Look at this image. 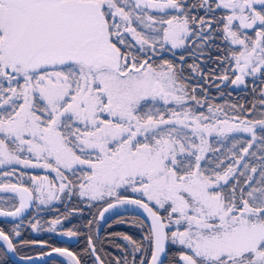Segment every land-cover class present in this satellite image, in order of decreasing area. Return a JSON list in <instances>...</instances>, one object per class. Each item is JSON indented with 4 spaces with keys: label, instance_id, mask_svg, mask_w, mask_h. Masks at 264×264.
Returning a JSON list of instances; mask_svg holds the SVG:
<instances>
[{
    "label": "snow or ice",
    "instance_id": "snow-or-ice-1",
    "mask_svg": "<svg viewBox=\"0 0 264 264\" xmlns=\"http://www.w3.org/2000/svg\"><path fill=\"white\" fill-rule=\"evenodd\" d=\"M196 8H206L213 18L192 15ZM214 9L227 14L216 17ZM148 10L179 13L160 20L166 26L159 40L133 26L138 21L153 27L155 16L144 15ZM218 31L237 47L224 57L235 63L234 79L227 74L215 79L239 86L247 76L264 75V0L194 5L186 0H0V168L43 167L59 178L57 184L47 176H31L35 189L0 183V189L19 196V206L0 208V216H19L33 191L47 203L67 189L69 195L75 191L105 203L101 219L123 204L137 205L151 218L145 237L150 259L132 255L130 262L124 257L116 264H264V155L256 163L246 159L256 156L249 150L257 142L264 152V88L258 118H249L257 104L245 109L209 103L207 95L198 98L196 93L206 90L185 82L183 56L179 68L169 60L149 62L157 44L182 48L193 37L203 49L215 42ZM189 68L205 76L199 64ZM158 99L174 107L145 110ZM226 108L240 114L229 115ZM238 133L249 138L241 143L232 135ZM214 135L234 141L224 159L208 155L219 151L210 145ZM24 152L34 159L22 157ZM16 174L14 167L0 172ZM24 175L19 173L18 180ZM128 189L141 198L123 195ZM63 234L77 235L71 229ZM20 235L0 228L3 255L16 252ZM123 239L134 252L144 253L132 237ZM89 245L95 264H106L91 237ZM175 245L178 253L170 257ZM51 253L81 264L67 248L51 247L42 255Z\"/></svg>",
    "mask_w": 264,
    "mask_h": 264
},
{
    "label": "trees",
    "instance_id": "trees-1",
    "mask_svg": "<svg viewBox=\"0 0 264 264\" xmlns=\"http://www.w3.org/2000/svg\"><path fill=\"white\" fill-rule=\"evenodd\" d=\"M159 14L155 15L158 16ZM161 20V19H160ZM164 27L163 24L160 23L159 20L153 22V27L151 29H147L145 31L146 34H151L156 36L157 40L162 36L161 29ZM139 28V26H138ZM140 29V28H139ZM157 54L153 55L152 53H148V56H152L150 59V63L155 65H159L163 62V60H169L173 64H175L178 68L181 66L182 62L180 60L181 56H184L188 51H190L189 47H186L182 51H176L174 55L166 52L168 48L164 45L163 49L160 48L159 44H157ZM145 56V58H148ZM179 56V58H178ZM184 63V61H183ZM196 64V63H195ZM230 70L227 71V73ZM183 74L189 75L193 78H201V76L192 71L189 66H187V60L183 64ZM226 74L225 72H219L218 74H210V78H215L217 76H222ZM232 78V77H231ZM204 79V78H203ZM186 82V81H185ZM187 83V82H186ZM189 84V83H188ZM264 88V86L255 87L253 90L251 88H247L246 90H231L229 88V84L227 83L219 90L209 89L213 96H217L215 98H209V103L213 104H222L228 102V105L236 104V105H244L245 109L250 108L253 104H257L256 111L250 116L252 118H258L259 104L258 101L260 99V90ZM205 89V87H204ZM228 91H232L234 95L240 94L237 98L230 97ZM249 93V97L244 100V92ZM227 92V93H226ZM199 95V91L197 92ZM201 96V94H200ZM221 96V97H218ZM174 107L173 104H167L154 101L149 104L147 108H155L160 109L161 111H166L168 108ZM231 112L238 115L240 114L237 111ZM236 140L241 141L243 143L249 138V135L246 134H232ZM233 140L224 141L222 139H213L211 141V147L219 149L218 152H209L208 155L212 159H216L219 157L220 159H224L225 155L228 154L227 150L232 146ZM239 147V145H237ZM251 152H255L256 156L246 157L252 163H256L258 158L261 155H264V152L260 151V145L257 142L252 149L249 150ZM230 155V154H229ZM18 172V168L13 166ZM6 171H10L11 167L5 168ZM21 172L24 173H34L30 170L20 169ZM36 174V173H35ZM67 174V173H66ZM29 175V174H27ZM70 179L72 177H69ZM8 181H13L8 179ZM7 181V182H8ZM2 183V182H0ZM25 186H29L28 181H21ZM123 195H133L130 192H122ZM136 196V195H134ZM18 202L16 196L8 193L0 192V206L4 208H14ZM103 202H95L89 201L86 198H81L78 194L73 191L72 195L66 197L61 202L52 204L44 209H40V212H36L34 209H31L29 214L18 222H6L0 219V228L5 229L8 225H19L18 231L21 233L20 237H17L14 240V243L18 244V251H29V250H37L38 241H45L48 244H56L59 245L60 240L54 239L50 234L45 232H35L32 227V224H37L36 228L44 229L46 225L51 223L53 220L60 219L62 222L58 227L59 232H66L71 229L76 232L77 235V243L69 244L68 247L76 253L80 259L81 264H95V258L90 251H86L90 248L89 245V237L92 239V243L95 244L97 253L101 256L102 259L105 260L106 264L111 262V264H116V260L118 258L127 257L130 262L132 259V255H134L137 259L143 258L148 260L150 258V247L148 241L145 237L149 233V227L146 222L137 214L123 210L117 211L109 215L102 223V225L98 228L96 225L99 223L97 219L98 212L102 207ZM163 215V213H161ZM42 231V230H41ZM122 234V235H121ZM123 236H130L133 240L137 241L138 244H142L144 248V253L134 252L133 245L130 241L123 239ZM21 240L26 241H36L35 244L29 245H20ZM50 243V244H49ZM51 246V245H50ZM119 246V247H118ZM180 246L175 245L171 248L170 257H174L177 255ZM4 249L0 245V264H15L8 255H3ZM51 264H65L60 260H53ZM170 264H177L176 261L170 260Z\"/></svg>",
    "mask_w": 264,
    "mask_h": 264
},
{
    "label": "flooded vegetation",
    "instance_id": "flooded-vegetation-1",
    "mask_svg": "<svg viewBox=\"0 0 264 264\" xmlns=\"http://www.w3.org/2000/svg\"><path fill=\"white\" fill-rule=\"evenodd\" d=\"M186 2L188 4L194 5V4H197L198 0H186ZM209 2H211V0H209ZM206 13H207V9L206 8H196L195 10L192 11L191 14L194 15V16H197V17H205L206 19L213 18V13H207V14ZM226 14H227V10H215L214 9V15L216 17L223 16V15H226ZM213 26H214V28H217V29H221L222 28V24L221 25L214 24ZM249 33H251V32H249ZM230 46H231L230 43L225 41V40H223L222 35L218 31L217 34H216L215 42L213 44H211L210 46H208V47H205L203 49L200 48L199 47V41L198 40H194L193 37H189L187 42H186V44H185V47L182 48L181 50H178V51H182L186 47H189L190 51H188L183 56L184 57V63L187 60V66H190V65L195 64V63L199 64L200 67L204 70L205 76L201 77L199 80H196V79H194L193 77H191L189 75H184L183 74V76L185 78H187L186 79L187 83H189V84H203V86L205 87L206 91L205 92H200L199 91V93L201 94L202 97L204 95H207L209 98L217 97V96H213L209 89L219 90L221 87H223L224 85L227 84L226 81L222 82L221 80H218V79H215V78H210L209 73L210 74H218L219 72H225L226 71L227 62L229 60H224V57H226V56L229 57V58L231 57L230 56V54H231L230 51H231L232 48ZM201 51L204 52L203 56H200V52ZM209 53L211 55V59H209ZM216 57H220L221 60H224V62L223 63L218 62L216 60ZM178 58H179V56H178ZM217 85L219 87H217ZM258 86H264V76L259 77V78H255L253 81H251V83L249 82V88H251L252 90L255 87H258ZM228 93L230 94L229 96L232 97V98H237V97L240 96V94L234 95V93H232V91H228ZM196 95L198 96L197 93H196ZM244 96H245L244 100H246L249 97V93L245 91L244 92ZM218 97H221V96H218ZM18 206H19V204H18ZM7 209H14V208H7ZM21 220H19V221H21ZM6 222H10L11 223V221H6ZM15 222H18V221H15ZM49 226H50L49 224L46 225L44 227V229L46 227H49ZM18 228H19L18 224L17 225H8L7 227H5L4 230H5V232H8L9 234H11L12 230H18ZM45 233L50 234V236H52L54 239H59L60 240L59 245L50 244L49 243L51 245V247H61V248H67V249L71 250L68 247V245L77 243V240L76 241H64V240H62L61 237H62V235H64L63 234L64 232H58V233L55 232L54 233V232H51V231H46ZM73 237H75L77 239L76 236H73ZM40 242H45V241H41V240L38 241L37 250H29V251H21V252H19L18 249H17L16 252L19 255L23 256V257H34V256L42 255V253H46L49 250H51V247L45 246V244H42ZM47 244L48 243L46 242V245ZM0 245L2 246L3 249H5V246L1 242H0ZM7 255L9 256L8 252H7ZM53 260H55V261L60 260L61 262L65 263V264H68L67 261H65L64 259H61V258L50 259L49 261H47L44 264H51V262Z\"/></svg>",
    "mask_w": 264,
    "mask_h": 264
},
{
    "label": "rangeland",
    "instance_id": "rangeland-1",
    "mask_svg": "<svg viewBox=\"0 0 264 264\" xmlns=\"http://www.w3.org/2000/svg\"><path fill=\"white\" fill-rule=\"evenodd\" d=\"M157 14H159V15L158 16H155ZM175 14H179V13L173 12V11H169V13L167 15H165L163 12H158L157 10H148L147 12L144 13V15H154L155 16V21L156 20H159L160 21V19H163V20L166 21L167 19H169L171 17V15H175ZM133 26L134 27H137V30L138 31H144L145 32L147 30V28H145L138 21H135L134 24H133ZM138 26H139L140 29L138 28ZM165 26L166 25H164V27ZM249 34L251 35V33H249ZM164 45L168 48V50L166 52H168V53H170L172 55H174L176 51L181 50L182 48H184V47H182V48H172L170 43H165ZM230 47L232 48L231 49V51H232L237 46L231 45ZM231 51H230V53H231ZM230 56H231V54H230ZM228 70H230L229 72H231V73H227ZM233 70H235V63H234V61H230L229 60L227 62L226 74L230 77V79H234ZM237 74H238V72H237ZM262 76H264V75H262L260 73H257L254 77L253 76H247V77H245V85H239V86H237V85L231 84L230 82H227V81L226 82L229 84V88L231 90H233V89L234 90H246L249 87V82L251 83V81H253L255 78H259V77H262ZM194 79L199 80V78L198 79L197 78H194ZM198 98H202V96H200V93L198 95ZM156 101L161 102V103H164L163 101H161L159 99L156 100ZM227 103L228 102L225 101V103L216 104V105H228ZM169 104H171V103H169ZM176 110L179 111L180 109L177 107ZM201 110L202 111H206V109H203V108ZM225 110L228 111L229 115H236V114H234V113L231 112V109L226 108ZM259 111H260V109H259ZM259 111H258V113H259ZM249 118H252V117H249ZM241 134L249 135L247 133H241ZM213 139H222V138H217V137H215V135L213 137H210L209 138L210 145H211V141ZM21 156L22 157H27L29 159H34V157H32V155L29 154V153H27V152L21 153ZM40 163L43 164V161H40ZM13 166H15V167L18 168V172H16L17 174L14 175V176H11V177H4L3 175H0V182L5 183V184H7V183H18V182L21 183V181H26L27 180L28 183H29V186H27V187H29L30 189H35L37 187V185L34 184L33 181L29 178L31 176H40V177L47 176L49 181H53V182H55L57 184L59 182V178L56 176L55 171H53L52 169H46V168H43V167H30V166L29 167H25L24 165H13ZM13 166H11V167H13ZM20 169L30 170V171H32L34 173H26L25 172V175L23 177H20L19 180H18L19 173H21V170ZM4 171H6L5 168H0V172H4ZM23 173H24V171H23ZM27 174H29V175H27ZM8 179H11L13 181L10 182V181H8ZM0 192L1 193H8V194H12V195L16 196V198L18 199V202H17V204H16L15 207L18 206V204H19V196H18V194L13 193L10 190H7L6 191V190H3V189H0ZM46 192H47V188H46ZM126 192H130L131 194H133V196L136 195L137 197H140V194L139 193H134V192L131 191V189L126 190ZM72 193L70 195H72ZM33 194H34V206H33L32 209H34L36 212H40L42 209H44V208H46L48 206H51L52 204L61 202L66 197H69L68 190L66 189L64 193H58V192L55 193V195L58 196L59 199H55L54 198V199H51L47 203H41L40 201H41V198L42 197L40 196V193L37 192V191H33ZM95 202H99V201H95ZM102 223H103V221H99V223L96 226L99 228L102 225ZM49 225H50L49 227H46L45 229H41L42 231L41 230L39 231V228H34L33 230L35 232H38V233L46 232V231H51V232H54V233L55 232L56 233L59 232L58 231V227L60 226V224L53 225L52 222H51V223H49ZM53 228L55 229L54 231L50 230V229H53Z\"/></svg>",
    "mask_w": 264,
    "mask_h": 264
},
{
    "label": "water",
    "instance_id": "water-1",
    "mask_svg": "<svg viewBox=\"0 0 264 264\" xmlns=\"http://www.w3.org/2000/svg\"><path fill=\"white\" fill-rule=\"evenodd\" d=\"M25 187H27V186H25ZM128 196L131 198H140V197L133 196V195H128ZM111 202H115V201L113 200ZM33 206H34V194L32 193V200L29 202V207H27L19 216H15V217L0 216V219L5 220V221H11V222L19 221L29 214V212L33 208ZM103 207H106L105 203L102 205V207L100 208L99 211H101L103 209ZM0 208H3V207H0ZM3 210L4 211H13L14 209L3 208ZM123 210L133 212V213L137 214L138 216H140L146 222V224L148 225V227L150 229L151 218L148 216L147 212L144 209L138 207L137 205H133V204L117 205V207L112 208L108 212H106L104 214L103 219H101L99 217V212H98L97 219H98V221H104L112 213L117 212V211H123ZM61 239L64 241H76L77 240L75 237H73V236L69 237L67 235H62ZM0 242L4 245V243L2 241H0ZM4 246L6 249V245H4ZM69 251H71V250H69ZM50 252H51V250H49L46 253H50ZM8 254H9L10 259L15 264H44L53 258H61V259H64L65 261H67L68 264H71V260L69 257L61 256L57 253H51V255H39V256L29 257L30 259H25V257L19 255L17 252L8 251ZM94 258H95V256H94Z\"/></svg>",
    "mask_w": 264,
    "mask_h": 264
}]
</instances>
